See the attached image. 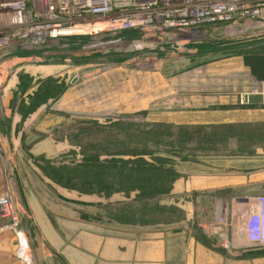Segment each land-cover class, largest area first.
<instances>
[{"label": "rangeland", "instance_id": "1", "mask_svg": "<svg viewBox=\"0 0 264 264\" xmlns=\"http://www.w3.org/2000/svg\"><path fill=\"white\" fill-rule=\"evenodd\" d=\"M146 34L137 31L130 38L123 34L105 36V41L114 42L97 47H90L94 35L66 37L59 44L40 49H22L4 57L0 53V106L12 110L14 106L23 108V115L18 120L10 119L12 112L7 111L2 123L4 128L0 127V190L11 198L12 208L20 218L19 228L25 231L31 246L33 257L28 264H78L75 248L65 242L74 234L69 223H73L78 214H75L76 218L68 215L73 211L70 205L63 206V203H69L63 199L64 192L97 196L102 205L106 203L103 209L108 208L111 212L115 208L116 215L121 211L130 212L132 222L137 221L135 215L142 211L141 201L135 199L138 190L132 189L127 193L129 185L125 181L108 185L107 172L103 178L95 179V174H98L95 169L88 176V192L83 193L79 188L82 185L79 166L87 157L100 156L97 159L101 161L111 159L110 152L127 147L131 142L128 137L131 131L132 139L145 143L147 150L135 156L134 151L124 153L125 161L140 156L175 174L172 166L175 157L195 156L200 154L199 149H211L218 141L221 142L226 127L177 125L159 120L160 112L166 111V107L171 110L182 108L179 97L190 93L192 69L205 66L209 76L213 74V63L243 59L255 81H259L247 92L264 96L261 88L264 67L259 64L264 61V22L246 19L211 25L180 45L175 40L173 45L167 36ZM259 38L263 39L257 41ZM45 66L54 69L50 77L45 72L36 73L37 68ZM39 80L46 86H41V89L51 92L55 107L61 108V111L53 110L56 124L52 132L56 142L52 150L49 149L52 147L50 140L35 146L33 140L40 136L35 138L22 130L26 122L24 118L33 114L38 106L31 98L36 93L34 88ZM175 97L178 101L170 102L169 99ZM241 101L244 102L243 99ZM3 113L6 114L5 109ZM58 119L65 121L64 125ZM251 128L262 131L264 138V123L257 128L247 125L246 138L240 136V142L245 141L247 155H252L256 145L260 147L261 144L259 135L255 136ZM108 133H111L110 140L101 148H87L84 144ZM62 137L68 142L58 145L57 141ZM95 150L106 152L96 154ZM129 155L132 157H127ZM69 170L74 174L67 184L62 175ZM108 177L110 180L113 175L108 173ZM25 178L28 182L22 184L21 180ZM94 188L100 194L94 193ZM33 203L40 204L39 208H33L43 212L48 219L47 229L38 223L39 213L29 207ZM62 206L66 208L63 212ZM49 210L54 214L49 215ZM108 223L111 227V220ZM104 232L108 233L105 229ZM260 247L255 249L264 253ZM106 251L103 248L105 255ZM87 252L92 255L94 248Z\"/></svg>", "mask_w": 264, "mask_h": 264}, {"label": "crops", "instance_id": "2", "mask_svg": "<svg viewBox=\"0 0 264 264\" xmlns=\"http://www.w3.org/2000/svg\"><path fill=\"white\" fill-rule=\"evenodd\" d=\"M212 66L213 74L209 76L205 66L192 69L190 93L179 97L182 108L171 110L166 107V111L159 114V120L165 123L226 127V134L216 147L199 149L200 154L195 156L175 157L172 166L176 178L170 193L160 200L162 204L174 205L181 218L168 224L135 225L130 212L121 211L116 215L115 208L111 212L108 208L104 210L106 203L102 205L97 196L64 192L63 199L69 203H63V206L70 205L74 214L68 215L75 217L78 214L75 221L69 223L74 234L65 241L75 248L78 264H264V253L255 249L262 245L247 239L243 227L248 219L258 216L260 197L264 196L263 133L251 128L261 139L260 147L256 145L252 155L245 154V141L240 142L241 135L246 138L247 125L257 128L264 123V96L257 92L247 94L259 81H255L243 59L222 60ZM47 67L37 68L36 73L45 72L50 77L54 69ZM30 74L34 75L33 72ZM41 86L45 85L39 80L34 88L36 93ZM169 100L173 103L176 97ZM54 104L52 94L46 95V100L38 104L33 114L24 118L26 122L22 129L35 138L40 136L33 140L35 146L50 140V150L53 143L55 148L56 142L52 132L56 124L54 111H61ZM7 111L12 112L10 119L18 120L23 115L21 106H14L13 110L0 106V127L4 128L2 123ZM58 121L65 123L61 119ZM11 129L16 134L15 127ZM22 134L23 131L20 137ZM67 142L63 137L57 141L58 145ZM25 180H21L22 184L28 182ZM39 205L33 203L29 207L39 213L38 223L47 229L48 219L43 212L33 208ZM49 211V215L54 214ZM220 218L224 219L223 223ZM108 220L112 222L111 227ZM224 240L231 243V249L224 247ZM92 248L94 253L88 254V249ZM103 248L107 249L106 255ZM32 255L25 231L19 237L14 232L0 236V264H28Z\"/></svg>", "mask_w": 264, "mask_h": 264}, {"label": "built area", "instance_id": "3", "mask_svg": "<svg viewBox=\"0 0 264 264\" xmlns=\"http://www.w3.org/2000/svg\"><path fill=\"white\" fill-rule=\"evenodd\" d=\"M246 19L264 22V0H0V53L4 57L82 35H94L90 47H97L114 42L105 36L137 31L167 36L180 45L208 26ZM19 227L11 198L0 191V236L14 231L19 237ZM243 227L247 239L264 246V196L258 216ZM223 245L232 248L228 240Z\"/></svg>", "mask_w": 264, "mask_h": 264}, {"label": "trees", "instance_id": "4", "mask_svg": "<svg viewBox=\"0 0 264 264\" xmlns=\"http://www.w3.org/2000/svg\"><path fill=\"white\" fill-rule=\"evenodd\" d=\"M137 32H127L124 34V37L130 38L136 35ZM263 38H259L257 41L262 40ZM69 41V40H67ZM63 42V40H62ZM262 42V41H261ZM239 44V43H238ZM229 45H235L229 43ZM260 60V59H259ZM260 67H264V61L261 60ZM51 94L49 90L40 89L37 93L34 94V102L35 104H41L42 100H46V95ZM32 100V98H31ZM129 133V139L131 142H128V146L130 147H120L110 152L111 159H106L105 161H101L97 159L100 156L87 157L88 159L80 164V176L82 184L79 188L83 189V193L88 192V176H91V171L97 169L98 174H95V179H101L104 173L106 174V179L108 185H114L117 183H122L125 181L129 187L126 189V192H130L132 189L138 190L137 195L135 197L136 200L141 201L142 211H138L135 215V219L137 217V221L140 224H153V223H173V221L177 218H181L177 208L174 205H165L161 203L160 198L166 194H169L174 180L176 178V173L174 174L172 171L170 173L167 172L166 169H162L157 164H153L147 159H143L140 156L134 158V160L123 159L122 154H130L128 152L134 151L133 156L141 154L140 151L146 153L147 146L143 142H137L135 138L132 139L131 131ZM111 133H108L103 136H98L93 141L84 143L87 148H101L105 142H109ZM127 142V141H126ZM140 143V144H139ZM145 144L143 146H140ZM133 149V150H132ZM129 150V151H127ZM96 154L104 153L106 150H95ZM95 154V153H94ZM93 154V155H94ZM88 155V154H87ZM132 157V156H127ZM91 167H95L91 170ZM128 169L129 171H125ZM111 170L112 172H109ZM150 170V171H149ZM153 170V171H152ZM108 173L112 174V179L109 180ZM74 172L72 170L67 171V173L62 175V179L65 183L69 184L70 179L72 178ZM59 180V176H56ZM112 181L114 183H112ZM94 188L93 192L99 193Z\"/></svg>", "mask_w": 264, "mask_h": 264}]
</instances>
